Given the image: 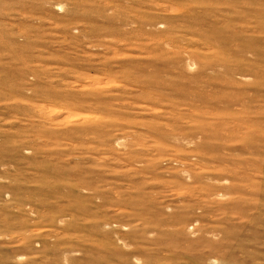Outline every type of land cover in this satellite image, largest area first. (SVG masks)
Returning <instances> with one entry per match:
<instances>
[{"label":"rangeland","instance_id":"rangeland-1","mask_svg":"<svg viewBox=\"0 0 264 264\" xmlns=\"http://www.w3.org/2000/svg\"><path fill=\"white\" fill-rule=\"evenodd\" d=\"M0 264H264V0H0Z\"/></svg>","mask_w":264,"mask_h":264}]
</instances>
